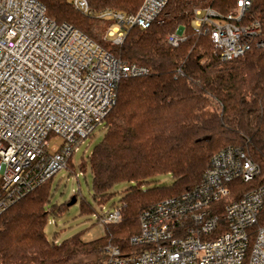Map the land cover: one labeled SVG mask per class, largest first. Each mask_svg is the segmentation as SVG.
<instances>
[{"label":"built area","instance_id":"built-area-1","mask_svg":"<svg viewBox=\"0 0 264 264\" xmlns=\"http://www.w3.org/2000/svg\"><path fill=\"white\" fill-rule=\"evenodd\" d=\"M252 1L237 0L236 10L225 15L210 6L194 9L195 24L211 36L222 59L264 44L258 19L240 23ZM70 2L84 14L109 18L104 37L121 44L129 27H149L168 0H143L135 13L92 0ZM184 38L183 27L166 35L172 46ZM145 72L73 24L52 19L41 0H0V214L67 167L78 144L111 110L120 80ZM51 134L63 142L51 145ZM260 173V164L238 147L219 150L198 187L141 212L140 230L130 237L141 249L125 254L108 243L103 264H264V223L251 230L264 186L225 203L223 216L215 203L229 194L232 181L250 182ZM121 208L97 212V222H119Z\"/></svg>","mask_w":264,"mask_h":264},{"label":"trees","instance_id":"trees-1","mask_svg":"<svg viewBox=\"0 0 264 264\" xmlns=\"http://www.w3.org/2000/svg\"><path fill=\"white\" fill-rule=\"evenodd\" d=\"M41 1L52 19L73 24L115 56L147 68L120 80L116 101L103 120L105 133L80 163L83 171L90 164L93 198L99 204L112 198L117 183L133 184L121 197V220L105 224L101 236L85 240L79 232L57 242L45 231L49 214L61 210L47 207L52 176L0 214V264H70L92 255L96 261L88 264H103L108 243L120 246L125 254L141 249L130 243L140 230L141 212L161 199L198 187L213 155L230 145L258 162L261 173L250 182L229 184V194L215 202L220 216L225 203L264 186V44L222 59L211 36L193 19L196 7L210 6L225 15L236 10L237 0H168L149 27H129L121 44L104 37L109 18L84 14L70 0ZM92 1L126 13H135L143 3ZM253 19L262 24L258 37L264 42V0H253L240 23ZM178 27L184 28L185 38L172 46L166 35ZM160 174H171L173 182L142 186ZM81 208L94 210L86 201ZM263 223L264 204L251 230L255 233Z\"/></svg>","mask_w":264,"mask_h":264},{"label":"rangeland","instance_id":"rangeland-1","mask_svg":"<svg viewBox=\"0 0 264 264\" xmlns=\"http://www.w3.org/2000/svg\"><path fill=\"white\" fill-rule=\"evenodd\" d=\"M105 133L104 122H101L86 137L82 143L78 144V149L72 155V162L68 167L59 170L51 179L50 200L47 207H61L60 211L49 214L48 222L45 227L49 239L61 242L81 232L85 240L95 239L102 235L104 226L97 222L96 213L104 212L112 207L113 201L121 203V197L125 190L133 182L123 181L117 183L113 190L115 194L107 203H97L93 198V175L89 162L86 170L80 168L83 156L90 154L95 145L102 139ZM51 145L57 146L63 142V138L57 134H51L48 138ZM173 182L171 174L156 175L149 182L142 186L150 187L156 185H170ZM77 197L76 202L69 204L73 196ZM82 201L88 202L93 206L91 212L83 211ZM96 261V256H81L70 264H88Z\"/></svg>","mask_w":264,"mask_h":264},{"label":"water","instance_id":"water-1","mask_svg":"<svg viewBox=\"0 0 264 264\" xmlns=\"http://www.w3.org/2000/svg\"><path fill=\"white\" fill-rule=\"evenodd\" d=\"M76 200H77V197L74 195L72 197L71 201L69 202V204H72V203L76 202Z\"/></svg>","mask_w":264,"mask_h":264}]
</instances>
